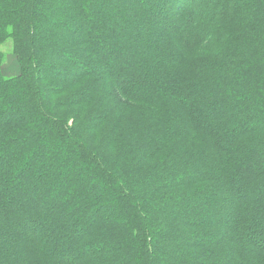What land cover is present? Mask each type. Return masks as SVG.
<instances>
[{"label": "trees", "instance_id": "trees-1", "mask_svg": "<svg viewBox=\"0 0 264 264\" xmlns=\"http://www.w3.org/2000/svg\"><path fill=\"white\" fill-rule=\"evenodd\" d=\"M0 264H264V0H0Z\"/></svg>", "mask_w": 264, "mask_h": 264}, {"label": "rangeland", "instance_id": "rangeland-1", "mask_svg": "<svg viewBox=\"0 0 264 264\" xmlns=\"http://www.w3.org/2000/svg\"><path fill=\"white\" fill-rule=\"evenodd\" d=\"M0 50L4 53L2 74L5 77L16 75L19 72V65L17 64V60L11 52V42L7 41L3 45H0Z\"/></svg>", "mask_w": 264, "mask_h": 264}]
</instances>
